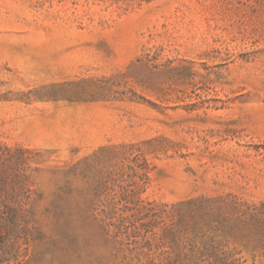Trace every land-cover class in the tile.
Wrapping results in <instances>:
<instances>
[{
  "label": "rangeland",
  "instance_id": "374dc122",
  "mask_svg": "<svg viewBox=\"0 0 264 264\" xmlns=\"http://www.w3.org/2000/svg\"><path fill=\"white\" fill-rule=\"evenodd\" d=\"M0 264H264V0H0Z\"/></svg>",
  "mask_w": 264,
  "mask_h": 264
}]
</instances>
